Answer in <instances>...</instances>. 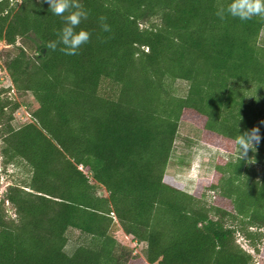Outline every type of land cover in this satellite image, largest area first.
Returning <instances> with one entry per match:
<instances>
[{"label": "trees", "instance_id": "1", "mask_svg": "<svg viewBox=\"0 0 264 264\" xmlns=\"http://www.w3.org/2000/svg\"><path fill=\"white\" fill-rule=\"evenodd\" d=\"M80 2L89 15L76 30L91 37L67 56L46 47L64 17L44 0H0V41L15 49L0 96L34 101L14 128L21 105L0 100V176L19 175L0 195V264H256L264 18L221 20L215 13L230 0ZM182 122L226 154L191 194L167 174ZM254 129L259 143L243 155L237 137ZM116 226L145 244L143 256L115 239ZM71 230L83 239L68 255Z\"/></svg>", "mask_w": 264, "mask_h": 264}, {"label": "rangeland", "instance_id": "2", "mask_svg": "<svg viewBox=\"0 0 264 264\" xmlns=\"http://www.w3.org/2000/svg\"><path fill=\"white\" fill-rule=\"evenodd\" d=\"M261 44H264V28L259 35ZM15 54L13 47L7 46L3 41H0V88L10 87L9 78L3 68V61L6 54ZM187 91V83L176 82L175 93L178 96H184ZM8 99L15 101L21 107L13 114L12 126L18 128L29 120L28 109L34 106V101L30 94H19L11 90L3 92L0 100ZM7 114L11 113L8 107ZM218 156L226 157V154L216 147L208 145L200 140L199 132L188 122H182L178 128V135L174 144V150L167 168V174L172 176L174 181L179 183L182 190L187 193H193L196 185L204 180L211 178L214 159ZM17 170L9 168L5 173L0 176V195L3 193L4 188L10 183L14 182L19 175ZM98 193L106 196L103 190L98 189ZM9 215H13L12 210L7 208ZM112 234L115 239L127 249L132 250L135 255L143 256L145 250L144 243H138L132 237L126 236L117 226L113 228ZM79 231L71 230L69 232V241L65 246V252L71 254L78 245V241L82 240ZM244 246V242L239 239ZM264 243V242H263ZM256 256V264H264V248L261 246L259 253Z\"/></svg>", "mask_w": 264, "mask_h": 264}, {"label": "clouds", "instance_id": "3", "mask_svg": "<svg viewBox=\"0 0 264 264\" xmlns=\"http://www.w3.org/2000/svg\"><path fill=\"white\" fill-rule=\"evenodd\" d=\"M39 2V0H38ZM49 5V11L59 17H64V26L57 33L58 39L49 41L46 45L48 49L59 51L67 56L78 54V50L82 45L89 42L91 33L86 30L76 29L82 20L88 18L89 12L85 10L80 0H44ZM65 13L67 15L65 16ZM221 20L226 15L237 18L241 21H248L254 17L264 18V0H230L226 6H220L215 13ZM106 17L100 16V28L104 32H110L111 28L106 23ZM258 130H253L251 134L239 135L237 144L240 146L243 155L252 146V141L259 143V136L256 134Z\"/></svg>", "mask_w": 264, "mask_h": 264}, {"label": "water", "instance_id": "4", "mask_svg": "<svg viewBox=\"0 0 264 264\" xmlns=\"http://www.w3.org/2000/svg\"><path fill=\"white\" fill-rule=\"evenodd\" d=\"M42 52H44V50L42 49Z\"/></svg>", "mask_w": 264, "mask_h": 264}]
</instances>
